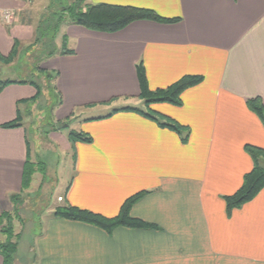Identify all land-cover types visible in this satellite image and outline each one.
I'll use <instances>...</instances> for the list:
<instances>
[{
  "label": "crops",
  "instance_id": "1",
  "mask_svg": "<svg viewBox=\"0 0 264 264\" xmlns=\"http://www.w3.org/2000/svg\"><path fill=\"white\" fill-rule=\"evenodd\" d=\"M85 1L178 19L136 21L111 34L68 23L55 39L57 53L41 62L56 74L61 103L54 123H78L77 133L91 138L70 145L64 203L113 218L127 199L143 193L130 216L156 229L106 233L48 214L32 264H264V188L230 214L223 200L254 166L245 147L264 151V121L246 105L252 98L264 104V0ZM23 2L0 0L2 56L15 40L34 39V29L16 17L26 9ZM63 39L73 54L58 53ZM140 63L150 91L183 77L202 79L182 92L180 106L154 103L148 109L186 127L185 143L183 134L138 112H148L139 97ZM35 93L28 84L0 93V215L12 210L10 197L20 194L25 161L32 159L22 125L27 114L19 108L28 105L27 113ZM10 123L16 127H2ZM258 165L264 169V157Z\"/></svg>",
  "mask_w": 264,
  "mask_h": 264
},
{
  "label": "trees",
  "instance_id": "2",
  "mask_svg": "<svg viewBox=\"0 0 264 264\" xmlns=\"http://www.w3.org/2000/svg\"><path fill=\"white\" fill-rule=\"evenodd\" d=\"M62 1L67 3L64 5ZM68 18V23L77 27H81L88 31L99 32V33H116L124 29L129 24L136 21H151L161 24H171L177 22L178 19H165L159 17L156 13L147 9H140L134 7L126 6H114V5H90L86 4L85 0H74V2L69 3L68 0H49L47 12L40 17L39 24L35 31V40L31 46L38 45L39 51L42 53V62L45 59H48L54 56L57 53V48L55 45V39L59 34L60 27L62 26L64 19ZM19 42L14 41L13 47L10 53L7 56H2L0 54V62L4 64H9L13 62L14 58L19 55ZM61 55H71L72 51H68L65 45V39H63L61 50L58 52ZM39 72L44 76L45 82L49 85V80L53 78V81L56 79V74L48 72L46 70L38 68ZM136 73L138 77V83L140 88L139 97L144 101L146 111H148L149 106L154 103H169L174 106H180L181 100L180 96L182 92L186 89L194 87L202 80L200 77L188 76L183 77L173 85L165 88L158 89L155 91H150L147 86V81L145 77V72L142 64L136 66ZM53 75V77H51ZM12 84H28L36 91L34 97L31 98L30 103L38 101L41 97V90L38 84L28 81H1L0 80V93L9 85ZM55 94L57 101L55 102L54 107H57L61 103L60 95L56 92L54 86ZM246 105L249 110L254 112L260 120L263 122L264 115V104L260 98H252L246 100ZM54 107L51 109V117ZM130 110V109H128ZM134 111V110H132ZM140 114L156 121L159 126L169 128L180 135H184L182 142L185 143L187 140L188 130L186 127H182L171 120H162L150 112H141ZM68 122H57L54 123V129L52 132H56L61 129L62 124ZM3 128H13L16 127L15 123H10L2 126ZM51 132V133H52ZM67 139L71 145H74L75 142L90 143L91 138L88 135L70 131L67 134ZM29 147V145L27 144ZM50 146V145H48ZM246 153L251 157L254 162L252 170L246 174L243 178L242 185L240 189L229 197H224L223 200L226 206V212L230 214L233 209L239 208L245 203L251 201L262 188H264V169L258 165V159L264 157V151L255 147L246 146ZM37 164L33 163L32 159L27 158L23 168L22 174V185L21 191L25 190L29 186L30 178L33 175ZM38 165L40 163L38 162ZM42 165V164H41ZM40 165V171L42 166ZM144 194L140 193L134 195L127 199L124 204L121 206L117 216L113 218H106L99 214L92 213L90 211L81 210L79 208L65 204L61 208H57L53 212V217L80 222L86 225H90L96 228L103 230L106 233H111L114 229L118 227L133 228V229H156L155 226L145 223L136 218L130 216V209ZM16 195L11 196L10 200L13 199ZM8 214L4 213L0 216L1 220ZM21 224H23L21 220ZM20 235V234H19ZM25 235V233H24ZM13 232L10 230L8 233V239L0 243V255L3 259V264H12L13 257L16 252L19 250L18 241L21 242L23 237L16 235L14 239H17L16 242L12 241ZM24 245V241L21 242ZM31 248V247H30ZM32 251V248H31ZM32 254V253H31ZM33 259V258H32ZM31 262H25V264H32Z\"/></svg>",
  "mask_w": 264,
  "mask_h": 264
},
{
  "label": "rangeland",
  "instance_id": "3",
  "mask_svg": "<svg viewBox=\"0 0 264 264\" xmlns=\"http://www.w3.org/2000/svg\"><path fill=\"white\" fill-rule=\"evenodd\" d=\"M22 1L26 4V9L23 12H18L19 15L16 17H20L19 19L23 23H28L35 32L40 17L47 12L49 0ZM68 1L69 3L74 2V0ZM62 2L64 5L67 3L66 1ZM67 21L66 17L62 24L63 27L68 24ZM35 36L30 42H20V53L13 62L7 65L0 62L1 81H31L42 89L41 97L29 105L27 113H24V108L26 109L28 105L19 108L21 115L26 116L27 114L26 120L23 117L22 125L26 129L31 157L33 163L37 164V168L30 178L28 188L21 191L20 194H16V197L11 201L12 210L7 212L8 215L0 222V243L8 239L10 230L13 232V242L17 241L14 239L16 235L23 237L21 242L24 241V245L19 242L20 240L18 241L19 250L14 255L12 264H25V262L35 259L34 241L42 229L45 217L65 205L63 195L66 187H62V184L69 175V163H71L73 153L67 133L78 132L79 128V124L73 122L72 126L64 128L62 135H53L54 119L51 117V109L57 101L53 96L55 94L54 81L52 78L47 85L44 76L38 70V68L42 69L40 61L43 55L39 51L38 45L31 46ZM102 113L103 111L100 114L94 113L90 117H99ZM84 117L88 116L85 114ZM64 125L68 124H62L61 127ZM38 162L43 165H41V171ZM58 197H61V201H58ZM21 220L23 224H21Z\"/></svg>",
  "mask_w": 264,
  "mask_h": 264
},
{
  "label": "built area",
  "instance_id": "4",
  "mask_svg": "<svg viewBox=\"0 0 264 264\" xmlns=\"http://www.w3.org/2000/svg\"><path fill=\"white\" fill-rule=\"evenodd\" d=\"M9 17H10L9 12H4L3 13V20H4V22H8L9 21ZM58 201H61V198H58Z\"/></svg>",
  "mask_w": 264,
  "mask_h": 264
},
{
  "label": "water",
  "instance_id": "5",
  "mask_svg": "<svg viewBox=\"0 0 264 264\" xmlns=\"http://www.w3.org/2000/svg\"><path fill=\"white\" fill-rule=\"evenodd\" d=\"M66 127H68L67 125H64L63 127H61V129H64V128H66Z\"/></svg>",
  "mask_w": 264,
  "mask_h": 264
}]
</instances>
